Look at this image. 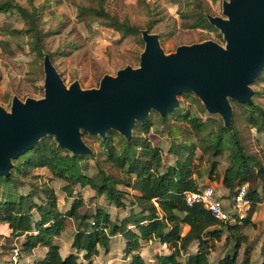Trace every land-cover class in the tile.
<instances>
[{"label": "trees", "instance_id": "trees-1", "mask_svg": "<svg viewBox=\"0 0 264 264\" xmlns=\"http://www.w3.org/2000/svg\"><path fill=\"white\" fill-rule=\"evenodd\" d=\"M176 1L181 3V0ZM10 7L17 8L21 13L25 22V27L21 30L37 41L33 48L38 56L42 57V35L36 25L39 18L37 10H28L10 1H0V12H6ZM96 12L107 16L109 21L104 23L105 26L119 32V37L113 41L115 45L132 47L143 44L139 25L131 23L128 18L112 16L100 3ZM189 15L193 17L192 26L216 29V26L210 23L207 11H191ZM150 29L151 24L148 23L145 30L149 33ZM135 60L140 62L139 51L136 52ZM263 76L264 69L257 78L262 79ZM253 94H257L256 90ZM229 102L233 110L229 125H226L224 120L221 123L216 119H208L210 126L208 123H200L197 117L187 113H179V118L189 120L196 134L205 132L206 135L201 138L198 148L206 161L222 155L224 149L229 148L231 166L227 168L217 161H212L211 167L212 171L216 170L217 178L222 177V184L235 194L236 188L245 181H250L254 176L262 178L264 175V166L260 161L248 159L241 147L235 119L236 107L240 108V115L249 127L264 132V106L253 98L251 103H239L232 99H229ZM199 107L201 111L206 109L203 103H200ZM181 109L179 103L171 112L164 115L158 113L160 122L171 131L169 118L175 112H181ZM151 126L152 122L146 117L143 121L138 120L135 123L129 138L115 129H110L104 136L96 135L100 145L97 151L89 142L83 141L90 149L88 154L73 153L61 147L54 136L47 135L40 138L31 149L12 160L9 174L0 175L1 191L3 187L8 189L0 193V229H7L14 237H24V251H31L37 246L46 247L42 258L23 264H95L94 258L99 254V247L108 252L109 239L115 234L125 241L123 252L125 256H130L128 264H148L139 252L142 241L159 243L154 250L155 264H212L209 254L215 246V241L221 238L224 228L231 230L229 236L233 246L216 264H251V244L246 246L241 257L238 253L241 244L247 240L240 229L241 224L252 223L251 217L256 205L261 201L258 192L255 189L247 190V196L251 200L248 214L234 222L217 220L200 205L189 207L184 195L198 187L189 166L190 159L185 156L184 150L173 145L169 150L176 155L175 164L168 165L163 170L159 148L141 136V133H147ZM85 134L87 133L82 131L81 136ZM101 155L104 158H100ZM97 158L107 162L118 174L107 171ZM89 159L95 160L96 166V171L91 174L86 173ZM251 163H255L256 172ZM29 166L46 167L54 177L65 180L66 185H63L62 189L66 193H71L76 184L89 185L98 195L104 196L107 203L117 207L125 206L123 199L128 195L127 191L119 186L130 188L135 192L130 195L129 205H135L139 210L131 209L121 220L111 221L109 213L102 208H97L91 214L80 213V198L75 199L64 213L57 211L55 194L46 186L37 188L40 186L34 184L28 193L17 195L16 182L21 184L20 178L28 176ZM39 193L44 194L41 204L33 201L34 197H39ZM31 209L36 210L38 218L33 216ZM68 219L76 222L70 244L75 251L62 256L54 238L65 230ZM193 242L196 243V250L187 253ZM77 251L82 252V260H79Z\"/></svg>", "mask_w": 264, "mask_h": 264}, {"label": "rangeland", "instance_id": "rangeland-1", "mask_svg": "<svg viewBox=\"0 0 264 264\" xmlns=\"http://www.w3.org/2000/svg\"><path fill=\"white\" fill-rule=\"evenodd\" d=\"M0 1H10L12 4L21 5L28 10L35 8L39 16L36 25H38V31L42 35L40 48L43 56L40 57L33 48L34 43L37 41L21 30L25 27V22L18 9L10 7L6 12H0V106L7 111H10L14 97L24 101L27 98L38 99L44 96L45 73L43 64L46 56L50 59L66 87H69L73 82H78L82 89L97 88L104 75L115 76L118 70L128 65L132 67L139 65V62L135 60L136 52L142 53L144 41L143 44L132 47L115 45L113 41L119 37V32L104 25L109 20L106 15H100L96 12L99 3L112 16L128 18L131 23L139 25L141 32L146 31V25L150 23L149 33L158 36L159 45L165 54L175 52L180 45H189L206 40L215 41L221 46L226 44L223 33L219 28L216 27L215 30H210L206 27L192 26L193 17L189 13L200 10L207 11L208 17L227 18L223 13V4L229 2V0H181V3L176 0ZM79 17L85 19L80 20ZM257 77L249 85L253 92L255 90L257 92V94L252 92L251 99L253 98L255 102L264 106V76L262 79ZM176 98L182 109L181 112L177 111L169 118L172 130L170 131L166 125L160 122L159 112L152 109L147 116L152 122V126L147 133H141V136L148 139L153 146L159 148L163 170L168 165L175 164L176 155L169 150L171 146L175 145L184 150L185 156L190 159L189 166L193 171L192 175L196 185H212L222 196L224 202L230 204L233 196L232 192L222 184L221 176L216 177V170L212 171L211 167L212 161H217L227 168L231 166L229 148H225L222 155L211 158L210 161L203 159L198 144L201 138L206 135L205 132L196 134L192 123L187 119L179 118V113L195 116L198 121H201L200 123H208L210 126L211 122L208 119H216L218 122L223 123V117L218 112H209L205 108L204 111H201L199 104L202 101L192 91H183ZM240 111L237 106L235 119L240 133L241 147L248 159L254 162L259 160L264 166V132H258L249 127L240 115ZM95 137L96 135L87 133L82 136V140L89 142L91 147L97 151L100 149V145ZM100 158H104V156L101 155ZM97 159L111 174H118L116 170L110 168L107 162ZM94 164L95 160H88L86 173L91 174L96 171ZM251 164L252 169L256 172L255 163ZM28 169V176L20 178L22 183L16 182L17 195L28 193L32 189L31 185L34 184L40 186L37 188L46 186L53 190L56 197V209L62 213L68 210L77 198L82 201L79 208L80 213L91 214L97 208H102L109 213L111 221L121 220L129 214L131 209L134 211L139 210L137 206L129 205L130 195L135 192L130 188L119 186L127 191L128 195L123 199L125 206L117 207L107 203L104 196L98 195L89 185L76 184L72 187L71 193H66L62 189L63 185H66V181L54 177L46 167L29 166ZM119 175L122 174L119 173ZM263 176L262 178L254 176L250 181L243 183L247 186V190L255 189L261 197V201L256 205L251 217L252 223L250 225L241 224L240 229V232L246 235L247 240L241 244L238 253L241 257L246 246L251 244V264H264ZM1 189L0 193L8 190L4 187L2 191ZM43 197L44 194L39 193V197H34L33 201L41 204ZM31 212L35 218H38L35 209H31ZM75 226L76 222L68 219L65 230L54 238V241L56 240L62 246V253L68 250L75 251L70 246ZM230 232V229L224 228L221 238L215 241V246L209 254V260L212 264H216L233 246V241L229 236ZM117 236L118 234H115L110 237L112 239L108 245V252L99 247V254L96 257L97 264H106L108 261L109 264H128L130 256H125L123 252L124 244L122 241L117 240ZM226 236H228L227 239ZM23 241L24 237H14L7 229L1 228L0 264L32 263L43 257L46 247L37 246L31 251H24L22 249ZM146 242L147 245H145ZM140 245L139 252L144 259L148 262L153 260L155 262L154 250L159 246V243L157 241H142ZM15 247H18L20 252L17 263L12 262V253ZM195 250L196 243L193 242L187 253ZM76 253L79 260H82V252L77 251Z\"/></svg>", "mask_w": 264, "mask_h": 264}, {"label": "water", "instance_id": "water-1", "mask_svg": "<svg viewBox=\"0 0 264 264\" xmlns=\"http://www.w3.org/2000/svg\"><path fill=\"white\" fill-rule=\"evenodd\" d=\"M227 18L209 17L226 41L183 44L165 54L156 34L142 32L144 49L137 67L126 66L115 76L104 75L97 88L63 83L44 57V96L12 99L10 111L0 106V175L7 176L12 159L46 135L76 154H88L82 131L104 136L110 129L129 138L136 121L150 110L161 115L177 105L176 96L194 92L209 112L229 125V99L251 103L250 83L264 69V0H229Z\"/></svg>", "mask_w": 264, "mask_h": 264}, {"label": "built area", "instance_id": "built-area-1", "mask_svg": "<svg viewBox=\"0 0 264 264\" xmlns=\"http://www.w3.org/2000/svg\"><path fill=\"white\" fill-rule=\"evenodd\" d=\"M247 186L241 185L233 194L230 204H226L222 196L210 184H203L197 189L185 193V202L191 207L200 205L217 220L236 221L246 217L251 206V200L247 196ZM18 247L13 249L12 262L17 263L19 258Z\"/></svg>", "mask_w": 264, "mask_h": 264}, {"label": "crops", "instance_id": "crops-1", "mask_svg": "<svg viewBox=\"0 0 264 264\" xmlns=\"http://www.w3.org/2000/svg\"><path fill=\"white\" fill-rule=\"evenodd\" d=\"M111 239H112V238H111ZM111 239L109 240L110 243H111ZM117 240H118V241L120 240V241H122L123 244H125L124 239H123L120 235L117 236ZM54 242H55L56 244L59 245V250H60V253H61L62 256L66 255L68 252H71L70 250H68L67 252H63V253H62V252H61V251H63V250H62V246H61L58 242H56V240H55ZM69 242H70V240L68 241V244H69ZM144 242H145V241H144ZM149 242H151V241H149ZM70 244H71V243H70ZM145 245H147V242L145 243ZM144 249H145V248H144ZM45 252H46V251H45ZM140 254H141V253H140ZM96 257H98V256H96ZM96 257L94 258V263H95V264H97V263H96ZM145 260H146V259H145ZM146 261H147V260H146ZM153 261H154V260H153ZM153 261H151V262H148V261H147V262H148V264H155V262H153ZM106 264H109V261H108Z\"/></svg>", "mask_w": 264, "mask_h": 264}]
</instances>
